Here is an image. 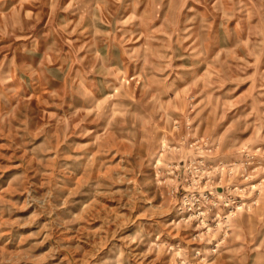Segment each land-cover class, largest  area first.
I'll list each match as a JSON object with an SVG mask.
<instances>
[{
	"label": "rangeland",
	"instance_id": "1",
	"mask_svg": "<svg viewBox=\"0 0 264 264\" xmlns=\"http://www.w3.org/2000/svg\"><path fill=\"white\" fill-rule=\"evenodd\" d=\"M0 264H264V0H0Z\"/></svg>",
	"mask_w": 264,
	"mask_h": 264
}]
</instances>
